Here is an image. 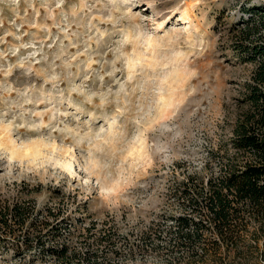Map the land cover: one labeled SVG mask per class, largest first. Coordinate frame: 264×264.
I'll return each instance as SVG.
<instances>
[{"label": "clouds", "instance_id": "1", "mask_svg": "<svg viewBox=\"0 0 264 264\" xmlns=\"http://www.w3.org/2000/svg\"><path fill=\"white\" fill-rule=\"evenodd\" d=\"M139 0H0V186L78 181L98 220L148 207L144 178L174 160L204 174V142L171 117L186 91L188 29ZM14 78V79H13ZM42 207L47 193L36 197Z\"/></svg>", "mask_w": 264, "mask_h": 264}, {"label": "rangeland", "instance_id": "2", "mask_svg": "<svg viewBox=\"0 0 264 264\" xmlns=\"http://www.w3.org/2000/svg\"><path fill=\"white\" fill-rule=\"evenodd\" d=\"M261 7L264 0H139L136 11L142 15L163 21L165 29L190 32L191 64L181 76L186 91L179 97L171 119L183 129L186 139L199 137L204 142L210 168L199 174L203 178L222 173L224 160L215 152L230 135V124L242 102V82L248 79L253 66L236 51V28L242 26L252 9ZM188 167L187 160H174L171 166L161 165L144 178L143 196L148 207L135 216L129 209L120 211L119 219L125 227L138 219L126 235L121 234L116 218L107 212L103 221L98 220L99 213L92 210L94 194L89 196L76 180L70 187L66 181L59 187L53 186L54 181L47 186L32 185L26 180L10 184L5 181L0 186V201L31 200L36 208L33 215L38 219L43 218L39 210L45 206L59 212L57 220L49 219L55 231L42 236L37 244L65 245L75 255L61 260L37 247L20 248L15 253V244L22 241L6 236L0 238V264H262L263 259L255 251L236 259L223 255L203 261L187 257L175 219L180 214L198 217L184 206L182 198L173 196L170 188L189 174ZM42 192L47 193V200L38 207L36 197ZM34 235L30 232L28 238L36 245ZM203 236L211 239L213 231L204 228ZM201 248L196 247L199 252ZM224 249L222 246L220 252L224 253Z\"/></svg>", "mask_w": 264, "mask_h": 264}, {"label": "trees", "instance_id": "3", "mask_svg": "<svg viewBox=\"0 0 264 264\" xmlns=\"http://www.w3.org/2000/svg\"><path fill=\"white\" fill-rule=\"evenodd\" d=\"M236 31V51L253 66L242 82V102L230 124V135L215 152L224 160L222 173L206 178L184 174L170 188L173 196L182 198L184 206L198 217L180 214L175 226L187 257L201 261L222 255L236 259L251 251L264 260V7L252 9ZM208 168L209 161L205 164ZM35 209L31 200L0 201V238H20L22 243L15 244V253L20 248L37 247L61 260L75 255L65 245L37 244L42 236L55 231L49 219L57 220L59 212L45 206L39 210L43 218L38 219L33 215ZM204 228L213 231L211 239L204 238ZM30 232L35 234L36 245L28 238ZM198 245L202 246L200 252ZM222 246L224 253L220 252Z\"/></svg>", "mask_w": 264, "mask_h": 264}, {"label": "built area", "instance_id": "4", "mask_svg": "<svg viewBox=\"0 0 264 264\" xmlns=\"http://www.w3.org/2000/svg\"><path fill=\"white\" fill-rule=\"evenodd\" d=\"M261 262H262V264H264V261L263 260H261Z\"/></svg>", "mask_w": 264, "mask_h": 264}]
</instances>
